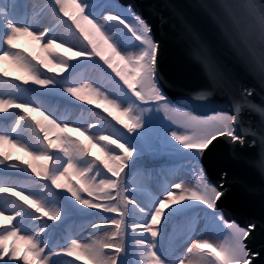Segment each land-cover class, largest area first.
Wrapping results in <instances>:
<instances>
[{
    "label": "snow or ice",
    "instance_id": "obj_1",
    "mask_svg": "<svg viewBox=\"0 0 264 264\" xmlns=\"http://www.w3.org/2000/svg\"><path fill=\"white\" fill-rule=\"evenodd\" d=\"M70 5L79 15L69 11ZM226 7L247 8V4L239 0ZM260 26L264 34V17ZM20 36L45 41V52L71 45L66 51L73 55L30 58L13 51ZM0 51V61L13 60L27 74L11 80L5 79L7 72L0 75V146L7 143L33 159L53 161L50 170L45 164L40 171L0 152V193L24 201L0 197V217L10 224L16 220L0 229V264H64L66 256L86 264H185L186 260L192 264L196 251L204 249L208 250L205 258L214 257L208 264H252L259 255L249 248L256 224L242 226L226 219L221 211L226 189L210 180L200 161L204 150L221 137L239 147L254 144L256 137L264 142V99L257 103L254 89L237 90L230 79L213 72L211 87L170 96L162 42L154 27L118 0H0ZM54 60L59 61L55 68L65 75L48 74L53 72ZM260 77L264 82V63ZM217 91L231 92L230 106L201 111L213 103ZM84 93L121 109L130 123L116 117L123 126L118 128L100 112L78 104L86 99ZM54 98L66 105L63 112L49 109ZM246 113L259 115V129L246 124ZM73 122L75 131L84 129L82 135L92 132L87 136L89 144L67 135H58L59 143L49 139L52 130L72 131ZM97 124L109 128V135L92 131ZM101 141L108 142L101 147L103 160L91 153V147H100ZM161 157L182 160L186 166L156 173L149 161ZM29 168L40 179L28 174ZM70 174L81 178L78 187L62 183ZM51 186L65 191L53 192ZM45 191L50 195H37ZM9 209L14 215L5 216ZM77 220L88 233V243L63 235ZM178 225H183L182 231ZM201 231L213 233L216 242L198 236ZM12 238L29 245L23 255L15 244L9 247Z\"/></svg>",
    "mask_w": 264,
    "mask_h": 264
},
{
    "label": "water",
    "instance_id": "obj_2",
    "mask_svg": "<svg viewBox=\"0 0 264 264\" xmlns=\"http://www.w3.org/2000/svg\"><path fill=\"white\" fill-rule=\"evenodd\" d=\"M150 22L162 42L166 88L178 97L213 85L212 73L227 77L236 89H254L264 99L260 73L264 63V0H244L247 8L229 10L239 0H118ZM230 91H217L209 107L227 109ZM211 114V113H209ZM246 124L259 129L260 117L245 114ZM213 141L201 157L205 174L226 189L221 211L226 219L256 224L249 248L259 253L252 264H264V142L234 146L227 139ZM252 138L249 137V141ZM215 145V147H213ZM218 201V204L221 203Z\"/></svg>",
    "mask_w": 264,
    "mask_h": 264
},
{
    "label": "trees",
    "instance_id": "obj_3",
    "mask_svg": "<svg viewBox=\"0 0 264 264\" xmlns=\"http://www.w3.org/2000/svg\"><path fill=\"white\" fill-rule=\"evenodd\" d=\"M40 2L44 3L45 0H40ZM82 2H83V0H77V3H82ZM118 3L122 6H124L119 1H118ZM124 7H126V6H124ZM69 11L72 12L73 14L79 15V12L75 8V5H70ZM86 12H87V10H85V14H86ZM61 15H63V14L61 13ZM64 19L67 20L68 23H70V24L72 23V21L69 17H64ZM74 27L75 26L73 25V28ZM44 42L45 41H43V40L38 42L29 36H20L16 41L17 47L15 49H13V51L23 52L25 56H29L30 58L38 56L44 60H53V57L58 56V55H63L65 57H70L73 55V53L66 51V48L70 47L71 45H66L64 48L54 46L53 49H50L48 52H45L43 50V47H42ZM83 42L86 43V41H83ZM60 43H62V41L57 40V44H60ZM76 50H78V49H76ZM0 55H3L2 51H0ZM58 63H59L58 60L53 61V65H52L53 66V72L48 73L49 75H57V74L65 75L66 74V73H60L59 69L55 68L54 65L58 64ZM101 63H103V62L101 61ZM44 71L47 72L46 69ZM4 72L8 73V76L5 77V79L11 80L17 76L27 77V74L25 72H23L18 67V65L13 62V60H10V59H5L3 61H0V75H2ZM109 72H111L110 69H109ZM112 75L115 76L114 73H112ZM116 79L118 80L119 78L116 77ZM97 80H99V78H97ZM84 82L91 84L92 80L85 79ZM95 86H96V84H93V87H95ZM101 91L104 92L105 89L102 87ZM108 94H109L110 98H112L110 89L108 91ZM84 95L86 96V99L84 101H77L78 104H82L85 108H92V109H94V111L100 112L103 116L107 117L108 120L112 121V123L118 128H122L123 126L119 124L118 120H116V117H119L120 120H124L126 123H130L128 117L121 114V109H117V108L111 106L110 104L106 103L102 98H99V97H96L93 95H89L88 93H84ZM88 100H92L93 103L88 104L87 103ZM48 107L50 110H57V111L63 112L66 105L59 98H54L49 103ZM105 109H107V111H105ZM41 111H44V109H41ZM31 115L35 116L36 119H41V120L43 119L39 115V113H32ZM53 118H55V117H53ZM87 118H88V114L85 113L84 119H87ZM57 122L59 123V121H57ZM76 127H77V124L75 122H73V123L69 124V129H73V130L69 131L67 133H58L56 130H52L49 133V139H51L53 141V143H59V140L57 138L58 135H60V136L67 135V136L71 137L72 139H78L80 141H83L85 144H89L87 136L92 135V132L90 131L86 135H82L81 133L84 131V129H81L80 131H75L74 129ZM97 129L100 130V133L102 135H109V133L111 131L109 128L100 129L99 124H97L96 129H93L92 131H96ZM125 131H126V129H125ZM41 135H43V133H41ZM113 138L115 139V137H113ZM45 143H47V141H45ZM92 143H95V140H93ZM105 143H108V142L107 141H101L100 147H91V153L94 154V156L100 157L101 160H103L105 157L104 152L101 151V147H103V145ZM29 151H31V149H29ZM50 151H59V149H51ZM0 152L10 154L12 156L13 162L23 164L25 168H27V164L24 163L25 161L35 165L37 167V170H40V171H43V168L41 167L42 165H45V164L48 165V168L50 170L51 166L53 164V161L33 159V157L30 156L28 154V152L21 150V148L13 147L7 143L0 146ZM98 163H99V161H98ZM149 166L152 169H154V171L156 173H159L162 169L165 171L169 170V168L180 169L182 166H186V165H185V162L182 160H170L168 157H161L160 159H157L154 161H149ZM101 167H102V164H101ZM28 174H30L34 179H40V178L35 177V173H32L30 168L28 169ZM140 179H141V181H143L142 177ZM97 180H99V178H97ZM80 182H81L80 177L74 176L71 174L69 176H67L64 181H62V183H71V184L76 185L77 187L79 186ZM51 188H52L53 192L65 191L64 189H55V186H51ZM16 190L20 191V188H17ZM28 194H29L28 191H26L24 193L25 196H27ZM82 194L85 197H87V193H82ZM5 195L11 197L12 199L18 200V202L21 204H24V201L22 199H20L19 197H13L11 193H0V197L5 196ZM37 195L48 196L50 194L47 191H45L44 193H37ZM25 206L29 207L30 205H25ZM167 210L168 209L166 207V211ZM9 215H14V213L11 211V209H9L8 211L5 212V216H9ZM15 223H16V220H13L10 224L8 222V220L4 219L3 217H0V229H2L4 227H11ZM162 223H163V221H161V225H162ZM159 226L160 225H158L156 227H159ZM107 227H109L110 229H114V226H112V225H107ZM182 230H183V225H178V231H182ZM199 233L200 232L197 233L198 236H200ZM25 234L26 233L23 230L20 233L21 236H23ZM63 235L65 238H67L69 236H77V237H79L78 242L81 244H85V243L89 242V240L86 238L88 236V233L84 230V226L82 225V222L79 220L70 223ZM201 236L205 239H208L209 242L215 243L210 238H207L204 231H201ZM7 243L9 245V247H11L13 244H15L20 249L21 255H23V253L29 247V245L27 244L26 241L17 240L15 238L9 239L7 241ZM207 252H208L207 249H204L202 251L197 250L196 253L193 255L192 264H208V261L211 259H214V257L205 258V255ZM29 259H32L31 253H29ZM69 261H75V264H86V261L79 260V259H77L76 256L64 257V264H69ZM21 264H23V261H21ZM185 264H189V261L186 260Z\"/></svg>",
    "mask_w": 264,
    "mask_h": 264
},
{
    "label": "rangeland",
    "instance_id": "obj_4",
    "mask_svg": "<svg viewBox=\"0 0 264 264\" xmlns=\"http://www.w3.org/2000/svg\"><path fill=\"white\" fill-rule=\"evenodd\" d=\"M205 235L207 236V238H210L213 242H216L215 240V236L213 233L209 232V231H204ZM199 235L201 236V232L199 233Z\"/></svg>",
    "mask_w": 264,
    "mask_h": 264
}]
</instances>
